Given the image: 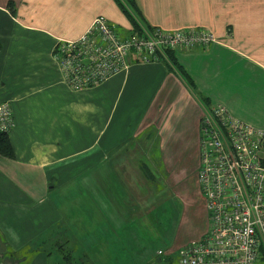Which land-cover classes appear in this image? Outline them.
Wrapping results in <instances>:
<instances>
[{
	"label": "crops",
	"instance_id": "0c3cea01",
	"mask_svg": "<svg viewBox=\"0 0 264 264\" xmlns=\"http://www.w3.org/2000/svg\"><path fill=\"white\" fill-rule=\"evenodd\" d=\"M134 1L140 29L199 26L214 34L206 46L170 51L190 80L168 57L145 62L128 53L125 67L73 88L53 47L80 36L97 15L126 34L132 26L116 2L0 0V103L9 109L13 149L0 155V264H20L14 250L35 237L25 264L39 251L47 264L55 244L56 264H177L178 246L197 237H179L171 260L143 247V220L154 233L146 214L157 194L151 173L134 166L138 136L155 129L160 160L192 148L196 155L198 119L217 101L264 127V0ZM206 222L205 215L202 232Z\"/></svg>",
	"mask_w": 264,
	"mask_h": 264
},
{
	"label": "built area",
	"instance_id": "2783aa9c",
	"mask_svg": "<svg viewBox=\"0 0 264 264\" xmlns=\"http://www.w3.org/2000/svg\"><path fill=\"white\" fill-rule=\"evenodd\" d=\"M212 41L214 34L199 26L121 34L97 15L77 38L56 42L53 54L67 84L81 88L125 67L128 53L157 62L174 48ZM10 124L2 102L0 128ZM194 176L207 222L199 238L178 246L177 264H252L264 256V127L233 115L221 102L205 106L197 125Z\"/></svg>",
	"mask_w": 264,
	"mask_h": 264
},
{
	"label": "rangeland",
	"instance_id": "374dc122",
	"mask_svg": "<svg viewBox=\"0 0 264 264\" xmlns=\"http://www.w3.org/2000/svg\"><path fill=\"white\" fill-rule=\"evenodd\" d=\"M154 133L155 129L151 128L149 135L148 132L143 130L138 136V151L136 149L138 159L136 165H134L138 168L140 163L145 166L143 172L147 173L148 171L151 173L152 179L148 178V180H151L150 186L152 191L157 194V201H154L153 208L149 210V214H146L153 222L154 233L152 234L150 232L152 230H149L148 219H146V215H143V219L146 220H143L145 224L141 227L144 237L142 240H147L143 247H147L149 250L168 252L171 260L176 256L174 243L179 237L199 238L202 232L200 229L204 225L206 214L204 213L203 219L202 210H205L202 208L203 203L200 199L201 196H199L200 193L199 191L196 192L195 196L193 192V189L196 188L194 176L196 155L193 153V148L191 152L184 155L185 157L176 154L173 159L160 160L159 155H157L158 141L155 139L156 136ZM134 161L131 160V163H134ZM177 197L183 201V204ZM35 239L36 237L14 250L16 251V255L13 254L14 256H12L14 260L19 259L20 264H25L30 257L32 258L33 252L35 251L32 247H35L37 244ZM84 242L85 240H82V244ZM49 251L46 257V263L56 264V261L53 260L58 258L56 255L58 253L57 245H53ZM72 254L71 256L73 257ZM32 263H44L43 251H39L34 256Z\"/></svg>",
	"mask_w": 264,
	"mask_h": 264
},
{
	"label": "trees",
	"instance_id": "16d2710c",
	"mask_svg": "<svg viewBox=\"0 0 264 264\" xmlns=\"http://www.w3.org/2000/svg\"><path fill=\"white\" fill-rule=\"evenodd\" d=\"M120 10L126 15L129 19L132 30L135 32H140V13L135 4L134 0H114ZM171 50L167 51V57L170 58L172 63L175 65V68L179 70L180 73L185 76L188 80H190L188 74L183 70L181 66H179L176 61L173 60L171 57ZM169 60V59H168ZM8 127L0 128V155L5 157H12L13 156V149L11 147V143L8 138Z\"/></svg>",
	"mask_w": 264,
	"mask_h": 264
}]
</instances>
